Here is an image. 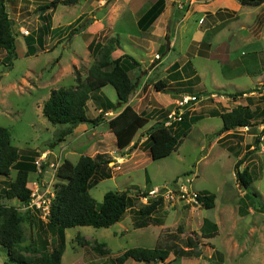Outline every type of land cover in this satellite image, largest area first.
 I'll list each match as a JSON object with an SVG mask.
<instances>
[{
    "label": "rangeland",
    "instance_id": "rangeland-1",
    "mask_svg": "<svg viewBox=\"0 0 264 264\" xmlns=\"http://www.w3.org/2000/svg\"><path fill=\"white\" fill-rule=\"evenodd\" d=\"M52 1L6 0L5 5L14 21V32L17 35V58L9 63L6 59V52L0 50V126L9 128L12 142L19 149L21 155L29 152L39 153L37 159H42L41 162H44V173H38L40 175L38 178L36 175H32L33 178L28 183V188L33 193H39L40 196L46 195L48 189L50 193V190L52 191L58 183V176L56 175L53 178L54 170L51 168V164L61 163L64 159L77 163L81 155H88L87 147L93 143L99 144L98 140L101 139V137H93L90 133L80 136L79 140L74 141L68 137L62 144L51 150L48 146L49 143L55 140L57 133L64 126H54L43 116L42 98L49 90L46 88L57 89L75 86L77 73L81 74L83 79L87 77L91 66L95 62L94 56L89 54L88 51V44L92 41L106 45L110 39L117 38L119 42L121 41L122 46H126V49L129 48L130 44L127 37L116 35L114 38H108L106 31L92 38L93 40L82 32L71 35L73 29L86 23L90 25L97 18L98 21L103 20L104 22L105 15L110 16L111 14V11H107V9L113 6L112 0H104L103 2L102 0H76L77 4L68 6L58 4L55 10L51 8L42 12L41 8L46 7ZM189 2L192 3L193 7L196 3H199V1ZM123 4H125L124 0H115V11L118 8L123 9ZM185 4L179 10L184 11L186 9ZM240 7L238 15L242 23L238 21L230 22L227 25L225 23L222 28L220 26L217 30L207 34L205 43L211 44V51L213 52L212 57L209 59L204 58L203 55L198 56L192 53L185 58L191 44L194 45L191 40L192 33L198 26H201L200 14L193 13L185 25L188 29L180 34L173 59H179L185 64L188 61L189 66L198 72L190 75L195 76L192 80H196L198 83L195 84V87L179 88L173 79H167V91H184L174 101V107H177L176 102L183 96H193L191 94L204 93V91L212 92L205 95L208 99L205 97L204 101L192 105L186 111L188 118L198 119L199 121L194 123L195 126L190 128L187 136L181 139L179 148L169 157L153 160L151 156L148 157L149 146L147 143L146 153L136 151L133 155L128 152L127 155L121 157L119 156L121 151L118 150L116 144L112 145L110 140L107 139L104 146L119 153V155H115L117 158L106 154L113 160L109 164L112 178L99 179L90 191L98 208L103 202L104 195L109 191H135L134 188L139 189L141 191L139 194H142L154 189H163V195H166L167 189L170 191L175 186L179 187L187 180H189L188 186L192 190H209L216 196L218 208L209 211L203 209V216L213 224L215 222L219 223L220 231L213 237L211 243L213 242L212 244L216 250L222 255V259L218 254L217 257L215 255L210 256L206 248L207 245H204L201 255L203 261L196 264H264V123L262 127L258 126L264 120V115L261 114V109L264 111V96L262 97V103L258 106L260 107L259 115L255 114L254 122L257 123V128L249 127L236 131L239 134L238 144L251 143L254 147L256 143L262 144L260 150H253L246 156V164L256 170L253 175V184L247 190L243 189L233 178L232 173L236 172L234 170L236 162L232 161L236 159L235 154L237 152L228 154L225 149L226 146L230 147V145L223 143V141H220L222 144L217 143L221 137L219 131L223 127V121L220 117H214L222 114L220 111L224 113L226 110L237 107L235 105L236 100L238 102L246 101V96H240L234 100L236 102H233L223 93H227L229 96L240 92L249 94L263 87L259 86V82L264 83V34L261 36L258 33L261 25L256 22L262 8L244 5ZM209 8L214 13L216 12L217 7H213L215 11L211 6ZM225 11L227 10L225 9ZM220 14L222 13L220 12ZM80 16L82 22L77 24L76 20ZM125 18L130 19L131 13L126 15ZM127 19L121 20L119 25L124 31L136 34L137 27ZM244 20L250 22L252 26L244 27L245 29L241 27ZM103 24L106 26L107 22ZM43 26H48L50 30L45 33ZM106 28H109V26L107 25ZM252 28L253 30H251ZM22 31H28L30 33L27 35L29 38L24 37ZM39 37L42 40L41 45L45 42L44 47H46L47 52H42L40 55L26 56L28 46L30 44L35 46ZM249 42H254V44L249 45ZM194 46L196 53L199 50L198 45ZM36 49L38 50V47ZM132 54L135 57V54ZM166 63L168 64L169 61ZM261 75L263 77L259 78ZM164 77L165 74L162 73L153 79ZM9 84H12L13 87L10 88ZM107 91L112 94V99L116 102L117 98L114 95L117 94L114 89L108 87ZM226 98L231 101L228 105L222 102L227 101L224 100ZM197 105L199 106L195 107ZM219 105L225 106L221 108ZM194 107L193 114L190 111ZM213 110L216 112H212ZM210 114L214 118L210 117ZM87 115L91 116L93 113L88 110ZM107 118L110 119V116H107ZM153 124L154 122L151 120L142 131L144 132ZM98 125L89 124L87 127L93 128ZM103 126L105 127L99 128L100 131L103 128V130H106L108 124ZM82 132L80 128V133ZM249 135L252 136L248 139L251 141L247 142L248 140L245 139ZM142 138L143 136L139 140ZM235 142L230 140L231 145H235ZM99 151H102V149L98 148L96 152L99 153ZM131 154L133 155L132 159ZM249 160H252V162H248ZM137 162H140V165H137ZM246 164L243 165L244 168ZM252 167L250 168L252 169ZM244 168H242V171ZM259 171H261V174L258 173ZM15 177L16 171L13 170L8 181L14 180ZM147 180H149L148 183H146ZM4 181L6 180L0 177V203L9 207L19 206L18 200L2 199L3 191L6 189ZM38 181L44 184L39 186L36 184ZM132 193L135 194L136 192ZM226 194L230 196V199H224ZM141 197L140 195V199L138 198L139 200L135 201L133 210L125 215L121 223L111 228L86 226L67 229L65 232L67 248L63 255L62 264H112L113 260L121 256L126 250L132 248L156 249L153 240L155 234L153 228L145 227V229L136 230L134 228L135 219L133 217L138 216L139 209L148 204V201H144ZM174 203L177 205L181 203L186 206L180 199L178 201L174 199L170 203L165 199L163 205ZM19 210L23 211L22 208H19ZM135 210L136 213L134 214ZM175 218H178L177 214L173 216V219ZM42 225L46 229L45 222ZM180 225L184 228L183 222H180ZM32 227L31 229L30 226H25L26 241L23 246L36 244L40 238L45 237L46 242L50 243V249L54 247L53 240L55 236L53 233H48L45 236L44 234L39 235V224L36 223ZM184 230L186 229L184 228ZM193 240L195 239L193 238ZM81 241L87 242V244H82ZM228 241L232 243H229L230 246L227 243ZM97 242L104 243L106 245L105 250H109L110 253L107 255L96 253L92 247ZM25 255L34 256L31 253H25ZM7 258V250L0 247V264H6ZM129 264L148 263H138L133 259H129ZM157 264H167V259L166 262ZM170 264H190V261L185 263L182 258L181 262L180 259H177Z\"/></svg>",
    "mask_w": 264,
    "mask_h": 264
},
{
    "label": "trees",
    "instance_id": "trees-1",
    "mask_svg": "<svg viewBox=\"0 0 264 264\" xmlns=\"http://www.w3.org/2000/svg\"><path fill=\"white\" fill-rule=\"evenodd\" d=\"M244 6H262L264 0H239ZM76 0H53L41 11L56 8L58 4L72 5ZM6 0H0V50L6 52V59L9 63L17 58L16 34L14 32V21L6 8ZM164 7V0H159L158 6ZM162 7V8H163ZM162 9H160V12ZM160 12L155 8L151 15L157 18ZM79 24L80 19L76 21ZM87 23L71 31V35L82 31ZM50 29L43 26L46 33ZM28 37V36H27ZM29 38V37H28ZM119 45V39H110L106 45L95 43L88 46L95 62L91 66L85 79L77 73L76 85L72 87H61L53 89L50 92L49 99L44 103L43 116L54 126H64L60 130L54 141L49 143L51 150H54L62 144L66 138L74 133V130L81 124L98 125L102 120V114L97 118L90 119L87 115L88 102L93 99V95L100 96V91L104 86L111 85L118 96V103L114 104L104 97L106 104L103 107L104 112L109 110L117 111L119 107L125 106L124 110L108 122L109 129L117 138V146L120 150L128 148L135 140L140 130L145 128L150 119L137 113L128 102L136 89V83L129 75L131 69L140 66L130 55L114 59L113 52ZM31 45L28 46V51ZM34 55V54H32ZM125 58L128 65L123 63ZM1 82V78H0ZM166 81H162L161 87L157 86L159 91L166 87ZM243 96V93L230 95L234 99ZM223 121V127L219 133L232 131L238 128L252 126L255 118L254 112L249 106H237L229 112L220 114ZM198 119L188 118L185 114L183 120L172 127L165 126V120L154 124L146 131L150 156L153 160H160L169 157L181 145V139L187 136L188 131L198 122ZM179 127V128H178ZM178 128V129H177ZM264 132V131H263ZM135 146V144H134ZM38 152H29L21 155L19 149L13 144L9 128L0 126V177L6 181V189L3 191V198L7 200H18L20 205L7 206L0 203V247L8 252L6 264H62L63 255L67 248L65 232L67 229L76 227H94L111 228L120 223L127 212L133 210L135 201L141 198H148L149 192H143L139 189L126 190L123 192L109 191L104 195L102 204L97 208L95 200L90 191L97 184L99 179L112 178L109 164L113 160L106 154H98L96 157L81 155L77 163L64 159L58 168V183L55 185V198H53L50 209V216L47 220L46 229L42 223L40 212L31 209L20 211L23 205L28 206L31 202L32 191L28 188V183L33 176L38 175L36 160ZM43 166V170H44ZM16 171L14 180L8 181L12 171ZM237 180L239 185L247 190L253 184V176L248 169L238 172ZM33 175V176H32ZM32 176V177H31ZM35 178V177H34ZM35 180V179H34ZM132 192H136L133 194ZM139 198V199H138ZM216 196L214 194H203L200 201L206 210L215 207ZM164 204V199L149 198L148 204L139 209L135 228L147 227L153 223L152 214ZM135 214V213H134ZM39 224L40 234L48 235L53 233L55 238L53 246L50 249V243L46 242L45 237L30 246L23 244L26 241L25 226ZM217 228L216 225H213ZM214 234L208 238H212ZM45 239V240H44ZM192 239V240H191ZM82 244L87 242L81 241ZM186 244L192 251H177V258L182 257H200L202 250L199 243L192 237L186 239ZM157 247L154 250L145 248H132L126 250L121 256L113 260L112 264H126L129 259L138 263H164L173 249ZM96 253L101 255L109 254L105 250L104 243H95L92 247ZM33 254L34 256H26Z\"/></svg>",
    "mask_w": 264,
    "mask_h": 264
},
{
    "label": "crops",
    "instance_id": "crops-1",
    "mask_svg": "<svg viewBox=\"0 0 264 264\" xmlns=\"http://www.w3.org/2000/svg\"><path fill=\"white\" fill-rule=\"evenodd\" d=\"M103 1L104 0H102V2ZM189 1L191 2L199 1V3H196V5L193 7L192 3H190ZM124 2L125 4L122 5V7L124 8L123 9L118 8V10L115 11V0H112V4L114 3L113 6L107 9V11H111V14L110 16L106 14L104 17L105 18L104 22L105 23L107 22V25L109 26V28H106L107 25L105 26V24H103L104 23L103 20L98 21V18H97V20L94 23L90 25H88L87 23V26L85 27V29H83L80 32L84 33L85 35H88L90 39L101 34V32L103 31H106V35H108V38H114L116 35L118 37L128 38V40L130 41L129 48L126 49L125 45L122 46L121 41H120L117 49L112 54V57L114 59L124 57L125 55H130L137 62L140 63V66H136L135 69L134 68L131 69L129 73V75L131 76V79L136 83V89L131 95L128 105H130L137 113L148 117L150 121L152 120L154 122V124L160 121H164V120L166 121L168 118V115L175 109L174 101L179 98L178 97L179 95L184 93V91H180V90L179 91L176 90L173 92L167 91V85H168L167 79H173L176 82L177 86H179V88L180 87H184V88L185 87H189V88L195 87V84L198 83L196 80L194 81L192 80V78L195 77L193 75L197 74L198 72L196 69L194 70L193 67L189 66L188 61H187L188 64L187 63L185 64V62L179 61V59H173L174 52L176 51L175 47L177 46V43L179 42V39H180V34L182 32L184 33V31L188 29V27L185 26L186 23L188 22V20L190 19L193 13H198L201 15V19H200L201 26H198V28L194 30V32L192 33V37H191L192 43H194V45H198L197 48L199 50L195 53L196 51L195 46L191 44V47H189V49L187 50L188 52L185 58H187L188 55L192 53L193 55H198V56L203 55L204 58L209 59L210 57H212L213 52L211 51V48H212L211 44L205 43V38L207 34L209 32L217 30L220 26L222 28L225 23L226 25L229 24L230 22H237V21L242 23V20H240V16L238 15V11H240L241 9L240 6L242 4L240 3L239 0H205V1L164 0V7L160 5L156 7L159 0H124ZM184 3H186L185 4L186 9L184 11L179 10L183 8L182 6ZM75 4H77V1ZM209 6H211L212 9L213 7H217L216 12L214 13L213 11H211ZM260 7L262 8V12L260 13V15H258L256 22H259L261 25L260 29L258 30V33L262 36L264 34V9H263L264 5L262 4V6H259V8ZM56 8H53L52 10H55ZM125 8L127 9V11ZM155 8L159 12H160V9H162V11L160 12L157 18H154V14H153V17L151 15L152 14L151 11ZM225 9L227 11H225ZM220 12L222 14H220ZM129 13H131L132 19L125 18V16L128 15ZM80 18L81 16L78 17L77 20H79ZM124 19L130 20L135 24V26L137 27L136 34H130L129 32H126L122 29V27L119 25V22ZM218 23L220 24L217 26L216 24ZM243 23L244 24L241 25V27L243 28L252 26V24L248 22L247 20H244ZM251 30H253V28ZM23 36L25 37V35ZM41 41H42L41 37H39L37 39L38 44L35 43L36 44L35 46H31L32 48H30L29 51L27 49L26 56H33L32 54L40 55V53L42 52L44 53L47 49L46 47H44L45 42L44 44L41 45L40 44ZM90 44H88V46ZM253 44L254 42H249V45H253ZM36 47H38V50L36 49ZM127 50H129L130 52H128ZM132 53L135 54V57L133 56ZM89 54H91L90 51H89ZM126 61L128 60H125L124 58L123 63L128 65ZM167 61H169L168 64L166 63ZM162 73L165 74L164 78L155 79V80L153 79L155 76L161 75ZM191 74L193 75L190 76ZM262 77L263 75L259 76V78H262ZM162 81H166L167 85L166 87H162L164 88L163 90L159 91L157 89V86L161 87ZM263 84H264L263 82H259V86L261 87L263 86V87L257 89L254 92H250L249 94H247L246 92H240V93H243V97L246 96L245 102H238V100H236L237 98L234 99L232 97H229V94L227 93H223V94H225L226 97H228L229 99L233 100V102L237 101L235 105L249 106L250 108H253L252 111L254 112V114L259 115L258 112H259L260 107L258 106H260V104L262 103V97L264 96L263 94L264 85ZM9 87L11 88L13 87V85L9 84ZM108 87H112V86L111 85L104 86L100 91V96L93 95V99H95V101L91 99L88 102V110H90L93 113V115L89 116V118L94 119L102 114L104 121H102L97 127H93V128L87 127L89 126V124H81L74 130V133L72 135L68 136L72 139V141L79 140L80 136H83L89 133L93 137H97V138L101 137V139L98 140L99 144L93 143L87 147L86 150L88 151V155L90 157H95V155L97 154H108L113 158H117L116 156L119 155L118 151H115L113 149L110 150L107 147H105L104 144H106L107 139H109L112 145L116 144V147H118L117 138L114 135V133L109 129L107 124L110 119L114 118L119 113H121L124 110L125 106H123L121 109L119 107L117 111L109 110L108 112H104L103 107L106 104L104 97L109 99L114 104L118 103V96L114 95L117 98L115 102V100L112 99V94L108 93L107 91ZM46 89H49V90L47 93L44 94L42 98L43 105L49 99L51 90L55 88L48 87ZM114 92H116L115 89H114ZM211 92L204 91V93L199 92V93H194L191 95L205 96L206 94L211 93ZM255 92H258L260 94H256ZM219 93H222V92H219ZM228 98L224 99L227 101H222V102L228 105L231 102L229 101ZM198 106L199 105L195 107H198ZM219 106L221 108H224L225 105H219ZM195 107L190 112L193 113V110H195ZM229 111L231 110H226V112H229ZM212 112H216V111L213 110ZM220 113H223V112L220 111ZM261 114L264 115V111H262V109H261ZM107 116H110V119H108ZM210 117H212L211 114H210ZM214 117L221 118L220 115L214 116ZM205 118H208V117H205ZM254 119L252 122L253 125L250 126L251 128L252 127L257 128V123L254 122ZM263 121L261 122L262 124L260 123L258 125L259 127L263 126V123H264ZM104 124L107 126L106 130H103L104 129L103 128L100 131L99 128L105 127L103 126ZM194 126L195 124L192 126V128ZM80 128L83 131L82 133H80ZM240 129L242 128H238L232 131L222 133L221 137L219 138L217 142V143H221L220 141H223V143H228L230 145V147L226 146V149H225L228 154L237 152L235 154L236 159H233L232 161V162L234 161L236 162V164L234 165V170L236 172L232 174H233V178L237 182L238 180H237L236 173L238 172L241 173L245 169H248L252 176L254 175L255 173L254 171L256 170L253 169L254 167L250 166L249 164H246V156L248 155L249 152L253 150H260V148L262 147V144L259 145V143H256L255 147L251 143H246L245 145L238 144L237 141L239 140V137H238L239 134L236 131H239ZM147 130H145L144 132L140 130L139 133L136 135L134 142L125 150H120L118 148V150L121 151L119 156L123 157L124 155H127L128 152L134 155V152L136 151H140L141 153H146L145 150H147L148 148L147 146L148 141H147V135H146ZM141 136H143V138L139 140ZM251 137L252 136L249 135L246 137L245 140L247 141ZM230 140L236 141L235 145H231ZM250 141L251 140H248L247 142H250ZM98 148L102 149V151H99V153L96 152ZM48 151L51 152L50 150ZM133 155L131 156V159ZM148 157L150 158L149 151H148ZM248 162H252V160H249ZM244 164H246L245 168L243 167ZM137 165H140V162H137ZM250 167H252V169ZM242 168H244L243 171H242ZM258 173L261 174V171H259ZM148 182L149 180H147L146 183ZM147 190H151V189H147ZM198 192H200L201 194H212L209 190H206V189L200 190ZM228 196L226 194V196H224V199L225 200L230 199V196L229 197ZM216 201H217V198L215 199V207L213 208L214 210L218 208V202ZM203 209L204 208L190 207L189 205L184 206L181 203H179V205L174 203V204H168V205L166 204L165 206L162 205L157 209L155 213L152 214L153 223L147 226V228L151 227L154 229V233H155L153 237L154 245H156V247H161V248L163 247L164 249H170L171 248L169 247L170 245H172L173 247V249H171L172 251L170 252L169 257L167 258V264L173 263L174 261L178 259L177 251L181 252L183 250L188 253L192 251L191 248L188 246V244H186V239L189 237L194 238L196 242L199 243V247L202 250V252H203V246L207 245L206 248H207V251L210 253V256L215 255L217 257V254H218L220 256V259H222L221 257L222 255L219 253L218 250H216L215 246L212 244L213 242L211 243L213 237L208 238L209 236L214 234L216 230H217V234L219 233L220 231L219 223L215 222L213 224L211 221L207 220L203 216ZM250 211L252 212V210ZM134 213H136V210ZM220 213H221V209H220ZM175 214L178 215V218L173 219V216ZM133 218L136 221L137 216H134ZM179 221L183 222L184 228L186 230H184L183 226L180 225ZM231 223L233 224V222ZM213 225H216L217 228L214 227ZM133 227H134V224H133ZM142 228L145 229V227H142ZM142 228H135V230L142 229ZM229 241L227 243L230 246V244L232 243ZM182 258L185 263H188L190 261V264H196L199 261H203L201 259V256L200 257H186L185 256ZM182 258H179L180 262ZM126 264H129V260L126 262Z\"/></svg>",
    "mask_w": 264,
    "mask_h": 264
},
{
    "label": "built area",
    "instance_id": "built-area-1",
    "mask_svg": "<svg viewBox=\"0 0 264 264\" xmlns=\"http://www.w3.org/2000/svg\"><path fill=\"white\" fill-rule=\"evenodd\" d=\"M22 34L27 36L30 33L28 31H22ZM207 96H183L181 97L176 103L177 107L168 115L167 120L165 121V126L166 127H172L176 123H179L183 120V116L185 115L186 111L188 110L189 107H191L194 104H197L199 102L204 101ZM224 97V96H222ZM208 99V97H207ZM42 160V159H41ZM41 160L37 159L36 160V165H37V170L39 174H43V164L44 162H41ZM60 163L58 164H51V168L54 170L53 173V178L57 175V171L59 168ZM189 180H187L186 183H182L177 186L175 189H170V191L167 189L166 195H163V189H154L149 193L148 198H142L144 201H148L149 198H159L162 197L164 200L167 199V201L172 202L174 199L178 201L184 202L185 205L189 206H194V207H200L203 205V203L200 201V194L192 189L189 188L188 186ZM37 185L41 186L42 183L41 181L36 182ZM55 197V191L54 188L49 193V189L46 193V195L40 196L39 193H33L31 194V202L28 206L23 205L21 208L23 210L26 209H31L34 211L40 212V217L43 220V222H47L49 216H50V209L52 206L53 198Z\"/></svg>",
    "mask_w": 264,
    "mask_h": 264
},
{
    "label": "clouds",
    "instance_id": "clouds-1",
    "mask_svg": "<svg viewBox=\"0 0 264 264\" xmlns=\"http://www.w3.org/2000/svg\"><path fill=\"white\" fill-rule=\"evenodd\" d=\"M185 114H186V113H185ZM244 128H249V127H244ZM177 185H178V184H177ZM27 186H28V185H27ZM176 187H177V186H175V188H176ZM175 188H174V189H175ZM54 191H55V189H54ZM194 191H196V190H194ZM196 192H198V191H196ZM198 193L200 194V197L203 195V194H201L200 192H198ZM54 198H55V197H54ZM202 203H203V202H202ZM17 207H18V206H17ZM201 207L204 208L203 205H202ZM204 209H205V208H204Z\"/></svg>",
    "mask_w": 264,
    "mask_h": 264
}]
</instances>
